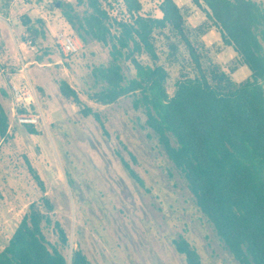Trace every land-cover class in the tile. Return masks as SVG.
I'll return each instance as SVG.
<instances>
[{"label":"rangeland","instance_id":"374dc122","mask_svg":"<svg viewBox=\"0 0 264 264\" xmlns=\"http://www.w3.org/2000/svg\"><path fill=\"white\" fill-rule=\"evenodd\" d=\"M58 1L0 0V12L12 17L10 26L0 23V67L16 77L18 52L23 53L45 117L35 127L36 133L13 122L1 144L0 252L29 204L38 201L43 205L47 198L52 206L44 208L51 219V225L44 227L49 241L60 242L55 229L59 223L69 239L67 247L58 245L61 251L71 254L72 249H80L92 264H187L173 244L179 237L197 250L202 264H239L198 207L181 171L146 126L144 109L134 107L133 96L109 105L91 98L101 87L93 68L110 63L111 46L91 38L83 43L64 17L63 9L68 7L62 8ZM64 1L81 17L91 10L77 0ZM102 1L111 17L112 33H117L113 17L121 18L125 5L122 0L119 5L116 0ZM140 1L145 14L162 15L161 0ZM255 1L264 7V0ZM176 2L186 12L189 26L206 20L193 0ZM59 30L76 39L78 52L63 54L55 38ZM154 35L158 63L169 73L167 89L173 94L176 82L193 74L189 55L169 27L155 30ZM202 39L214 61L234 80L241 82L249 76L248 68L239 63L232 47L223 45L218 32L211 30ZM32 41L36 50L28 48ZM172 44L177 46L173 54ZM136 56L152 63L145 55ZM121 64L128 77L135 75L130 61L122 59ZM62 81L77 91L82 105L100 114L106 133L93 115L81 113L82 105L61 94ZM8 84L0 75V102L12 122ZM123 159L144 185L129 175Z\"/></svg>","mask_w":264,"mask_h":264},{"label":"trees","instance_id":"16d2710c","mask_svg":"<svg viewBox=\"0 0 264 264\" xmlns=\"http://www.w3.org/2000/svg\"><path fill=\"white\" fill-rule=\"evenodd\" d=\"M122 1V17H113L117 33H112L111 17L102 0H77L91 9L82 17L72 5L58 1L62 8L68 7L63 9L64 17L83 43L91 38L111 46L110 63L93 68L101 87L91 98L109 105L133 96L134 107L144 109L146 126L185 177L228 252L239 264H264V7L255 0H193L206 20L191 27L176 0L160 1V17L145 14L140 0ZM168 27L184 44L193 73L176 82L173 94L167 89L169 73L158 63L154 35L155 30ZM211 30L248 68L246 79L234 80L211 57L202 39ZM170 46L173 54L177 46ZM136 54L149 57L152 63L140 61ZM122 59L130 61L134 76L124 73ZM60 91L82 105L67 81H62ZM81 113L93 115L106 133L99 113L86 105ZM25 126L36 133L34 126ZM9 127L8 111L0 102V147ZM122 163L144 185L130 164L124 159ZM45 207L52 208L47 198L43 205L29 204L0 252V264H92L80 249H72L71 254L61 251L58 245L67 247L69 239L59 223L55 229L60 242L49 241L44 227L51 225V219ZM173 244L187 264H202L186 239L176 238Z\"/></svg>","mask_w":264,"mask_h":264},{"label":"built area","instance_id":"2783aa9c","mask_svg":"<svg viewBox=\"0 0 264 264\" xmlns=\"http://www.w3.org/2000/svg\"><path fill=\"white\" fill-rule=\"evenodd\" d=\"M55 38L60 45L64 55H71L79 50V45L76 39L63 30H59L55 34ZM36 50L35 46L31 47ZM19 70L16 77L11 74H6L5 69L1 72L10 77V95L12 98V122L20 125L38 126L44 120V111L38 107L37 93L33 83L29 77V62L26 57L19 55Z\"/></svg>","mask_w":264,"mask_h":264},{"label":"crops","instance_id":"0c3cea01","mask_svg":"<svg viewBox=\"0 0 264 264\" xmlns=\"http://www.w3.org/2000/svg\"><path fill=\"white\" fill-rule=\"evenodd\" d=\"M15 4V2H11V7L13 6ZM11 15H10V13H6V12H0V23L2 24V23H7L8 25L11 23H9V21L11 20ZM10 26V25H9ZM20 45H18V47H19ZM33 45L32 44H29V46H28V48H29V50H32L31 49V47H32ZM34 46H36V45H34ZM18 54L19 55H21V54H23V53H20V52H18ZM2 69H5V68H2V67H0V75H2L3 76V78H5V79H7L8 80V88H9V92H10V82H11V80H10V77H8V76H6L5 75V73H3V72H1V70ZM11 96V95H10Z\"/></svg>","mask_w":264,"mask_h":264},{"label":"water","instance_id":"95a60500","mask_svg":"<svg viewBox=\"0 0 264 264\" xmlns=\"http://www.w3.org/2000/svg\"><path fill=\"white\" fill-rule=\"evenodd\" d=\"M57 4L60 6V3L59 2ZM53 232L55 233V229H53Z\"/></svg>","mask_w":264,"mask_h":264}]
</instances>
